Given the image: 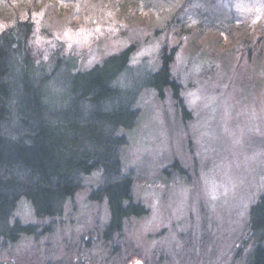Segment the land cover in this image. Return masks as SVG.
<instances>
[{
	"label": "rangeland",
	"instance_id": "374dc122",
	"mask_svg": "<svg viewBox=\"0 0 264 264\" xmlns=\"http://www.w3.org/2000/svg\"><path fill=\"white\" fill-rule=\"evenodd\" d=\"M23 22L37 81L132 47L117 86L137 89L138 116L119 158L147 213L111 228L106 202L89 199L95 171L60 216L38 220L20 199L11 221L39 235L0 241V264H248L264 244L249 215L264 196V0H0V35ZM164 47L183 107L169 89L140 87ZM50 89L38 92L63 111L67 97Z\"/></svg>",
	"mask_w": 264,
	"mask_h": 264
},
{
	"label": "trees",
	"instance_id": "16d2710c",
	"mask_svg": "<svg viewBox=\"0 0 264 264\" xmlns=\"http://www.w3.org/2000/svg\"><path fill=\"white\" fill-rule=\"evenodd\" d=\"M31 35L29 22L17 23L0 35V241L14 243L21 235H39L36 225L11 221L20 199L31 203L38 220L60 216L83 178L95 171H100L101 181L89 199L106 202L111 228L145 215L146 210L132 201V177L122 171L119 158L126 143L122 132L131 130L138 116L137 89L124 92L117 86L128 68L132 47L87 72L62 70L55 81L52 74L37 81ZM20 38L22 49L15 53L21 58L17 59L13 47ZM246 51L251 53L252 48L242 53ZM173 59L174 49L164 47L158 69L144 75L140 87L160 98L169 89L183 107L181 87L171 72ZM43 84L65 94L63 111L44 103L48 97L38 92ZM249 215L252 232L264 234V196L250 207ZM249 260L248 264H264V244L255 245Z\"/></svg>",
	"mask_w": 264,
	"mask_h": 264
},
{
	"label": "water",
	"instance_id": "95a60500",
	"mask_svg": "<svg viewBox=\"0 0 264 264\" xmlns=\"http://www.w3.org/2000/svg\"><path fill=\"white\" fill-rule=\"evenodd\" d=\"M136 264H140L139 262H137Z\"/></svg>",
	"mask_w": 264,
	"mask_h": 264
}]
</instances>
